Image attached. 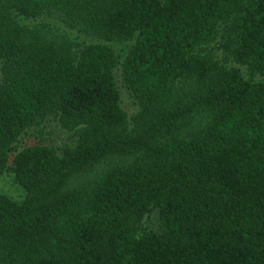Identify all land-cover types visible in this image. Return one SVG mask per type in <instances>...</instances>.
I'll return each mask as SVG.
<instances>
[{
    "label": "trees",
    "instance_id": "16d2710c",
    "mask_svg": "<svg viewBox=\"0 0 264 264\" xmlns=\"http://www.w3.org/2000/svg\"><path fill=\"white\" fill-rule=\"evenodd\" d=\"M5 175L0 264H264V0H0Z\"/></svg>",
    "mask_w": 264,
    "mask_h": 264
},
{
    "label": "rangeland",
    "instance_id": "374dc122",
    "mask_svg": "<svg viewBox=\"0 0 264 264\" xmlns=\"http://www.w3.org/2000/svg\"><path fill=\"white\" fill-rule=\"evenodd\" d=\"M122 90V105L128 110H132V106L130 105V101L127 98V95ZM43 133H44V140L48 144L57 145L60 146L61 144L67 142L68 139V133L59 128V126L54 122H49L43 127ZM36 141L35 136H29L23 138V143H33ZM0 191L7 194L10 197H13L15 199H20L22 196V192L20 189L12 182V178L8 175H5L4 177L0 178Z\"/></svg>",
    "mask_w": 264,
    "mask_h": 264
}]
</instances>
